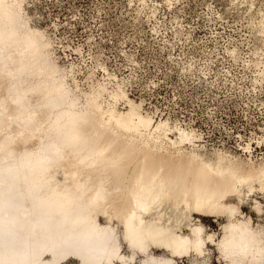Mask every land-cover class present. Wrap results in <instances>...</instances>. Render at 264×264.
Returning <instances> with one entry per match:
<instances>
[{
    "label": "bare ground",
    "instance_id": "1",
    "mask_svg": "<svg viewBox=\"0 0 264 264\" xmlns=\"http://www.w3.org/2000/svg\"><path fill=\"white\" fill-rule=\"evenodd\" d=\"M50 49L24 0H0V264H210V246L264 264V229L231 203L263 186L264 166L187 153L198 137L120 87L78 107ZM194 215L224 217L221 237Z\"/></svg>",
    "mask_w": 264,
    "mask_h": 264
},
{
    "label": "rangeland",
    "instance_id": "2",
    "mask_svg": "<svg viewBox=\"0 0 264 264\" xmlns=\"http://www.w3.org/2000/svg\"><path fill=\"white\" fill-rule=\"evenodd\" d=\"M24 17L50 42L78 107L98 84L120 87L154 120L198 137L187 153L264 166V0H24ZM249 190L231 203L264 229V184ZM198 218L221 237L224 217ZM209 249L210 264H226Z\"/></svg>",
    "mask_w": 264,
    "mask_h": 264
}]
</instances>
